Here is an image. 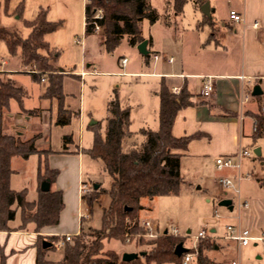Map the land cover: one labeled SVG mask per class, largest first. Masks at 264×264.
<instances>
[{
	"label": "rangeland",
	"instance_id": "rangeland-1",
	"mask_svg": "<svg viewBox=\"0 0 264 264\" xmlns=\"http://www.w3.org/2000/svg\"><path fill=\"white\" fill-rule=\"evenodd\" d=\"M0 1L2 2L0 8L1 24L5 27L18 29L22 37L27 38L30 35L32 25L39 21V14L42 12L45 13L47 22L58 25L56 31L45 36L46 41L48 40L51 43L50 47L41 50L52 67L51 70L41 71L45 74L46 79L52 73L67 74L56 71L54 68L76 73L83 68L84 60L88 64L96 62L90 70L97 69L98 74L87 75L83 79L75 75L64 77L65 107L79 113L72 117L70 124L57 126L53 122L51 128L45 129L43 125L45 121H42L40 115H38L31 121H25L28 124V128L25 130L29 133L41 132L42 138L38 141L39 148L51 149L56 153L55 157H49L48 163L51 169L59 171L53 189H61L66 195L62 230L66 233L74 232V230L80 228L79 209L81 212L87 211L90 214L89 219L85 222V229L100 228L103 210L109 206L110 196L107 194L101 195L92 208L88 207L85 201L81 202L80 207L78 182L81 178L82 184L88 185L90 191L95 184H100L103 188L108 189L111 178L104 171L103 162L93 159L87 153V150L93 146L95 131H99L102 137L106 136L107 119L111 116L108 109L109 102L116 97L122 107L130 109L131 123L129 131L133 133L131 141L135 144L140 145L143 141V135L140 134L142 129L153 131L159 129L160 99L158 93L161 80L145 75L152 72L154 63L148 56L140 55L137 49L129 44L126 35L113 52H108L104 46L95 45L97 36L89 39V43H91L90 50L88 52L83 51V46L76 42L84 40V46H86L87 37L84 33L83 18L84 0H11L9 12L7 13L4 11V0ZM20 1L24 2L25 7L23 17L17 19L18 15H14V9ZM210 1L216 8L213 19L219 24L222 23V20L228 19L231 7H238L239 2V0ZM145 6L151 12V15L144 18L141 23V30L145 40L151 42L148 47L150 53L158 49H169L174 41L172 38L173 32L182 37L185 33H192L193 26L203 21L200 9L194 6L192 0L185 3L180 15L175 13L174 0H145ZM103 12L105 14L104 10ZM203 25L206 27L208 23L203 22ZM104 32L105 28H102L98 33H94L102 35ZM195 33L198 36L202 35L200 31ZM203 43H206V41L204 40ZM240 46L239 44L226 56L232 69H238L242 62ZM31 49L32 45L29 43L20 47L16 56H10L6 47L2 45L0 47V59L2 57L3 60L9 62L8 68L20 69L26 73L19 70V72L7 74L5 70L0 69V80L3 83L11 82V79L17 81L16 85L22 87L25 92V96H23L24 107H41L47 110L44 114V116H47V120H49L48 116L51 114L52 120L56 122L57 101L41 97L46 91L47 81L35 80L27 72L36 64L32 62L30 65H25L22 60V53L26 50L29 52ZM124 58H127L128 64L125 68H122L121 63ZM165 67L167 66L161 63L157 70L162 71ZM131 73L144 74L132 75ZM6 75L11 79L7 78ZM261 107H263L264 112V104ZM20 109L21 104L16 99H11L6 107L0 105V134L11 132L14 122L13 112L20 111ZM24 117L27 118L28 116ZM92 121H97L98 124L92 127L90 125ZM248 132L246 129L243 147L249 150L252 155L242 160V173L248 177L241 182V198L242 201L247 200L250 205L252 201L257 200V207H259L257 209L262 213L264 212V185L260 182L264 180V131L263 135L256 141L252 139L250 133L247 134ZM67 136L70 137L69 142H66ZM257 148L261 149L260 156H257L254 152ZM128 149L129 146L125 143L123 151ZM65 150L71 152L80 150V154L63 153ZM189 162L191 161L183 162L180 194L142 199L143 209L140 211V216L143 219L141 221L150 220L158 224L162 231L171 227H178L181 236H188L185 239V247L188 249L194 245L196 247L198 240L194 238L201 230L210 231L213 225L217 227V235L222 236L223 227L235 223L239 214V194L236 191L239 187L237 170L235 168L215 170L210 167L206 172L201 173L192 167V163ZM39 164L40 159L37 155H33L28 161L16 157L12 163L13 169L17 171V176H15V173L12 176V188L17 191L27 189V198L30 201H32L31 198L37 195ZM221 177L231 179L234 187L226 190L218 182ZM199 186L200 189H198ZM220 190L227 192L225 197L233 201V210L219 205L218 195ZM17 218L21 221L19 213ZM19 221L17 222L19 223ZM28 230L31 231V225L28 226ZM189 230L190 233H188ZM43 237L50 241V236ZM126 243L112 241L107 243V248H113L119 253L134 252V245ZM248 249H250V252L243 250L240 257L238 254L235 255L241 264H264L262 243H259L257 247L251 245ZM27 250L28 248H25L23 253ZM62 253V248H51L46 255V259L53 261L54 264H59ZM235 253L233 248H230L224 251V256L230 258ZM189 264H196V262H190Z\"/></svg>",
	"mask_w": 264,
	"mask_h": 264
},
{
	"label": "trees",
	"instance_id": "trees-1",
	"mask_svg": "<svg viewBox=\"0 0 264 264\" xmlns=\"http://www.w3.org/2000/svg\"><path fill=\"white\" fill-rule=\"evenodd\" d=\"M189 0H174L175 11L180 15L183 6ZM197 7H201L206 0H192ZM11 0H4V11L9 12ZM0 1V8H1ZM99 9L105 11L104 19L100 22L105 32L100 36L102 45L108 52H113L126 35L129 44L136 46L143 41L141 23L151 12L145 6V0H91L85 7L86 21H89ZM24 10L23 2L14 9V15L21 16ZM45 13L39 15V21L31 28L30 35L22 37L18 29L5 27L1 24L0 16V47L4 45L10 56H16L19 48L29 43L31 51L27 52L22 60L25 65L32 62L39 71L52 69L41 50L48 48L45 36L57 30L56 23H48ZM94 34V27L86 24V35ZM39 80L38 74H33ZM65 74L52 73L47 76V88L43 98L57 101V126L70 124L72 117L78 115L65 107V93L63 81ZM159 107V129L157 131L142 129L140 134L146 138L141 149L132 148L123 151V141L133 133L130 127V109L122 107L117 97L109 102L111 116L107 119L106 136L102 137L95 131L93 146L87 153L95 160L103 162L104 171L110 176L111 184L108 189L100 184L92 186L89 193L82 195L83 201L90 208L94 206L101 195L110 196V204L103 210L102 225L100 228L85 229L86 218L81 219V232L75 238L66 242L62 247V259L59 264H184L185 254L178 257L175 249L179 243L185 244L186 236H174L162 232L156 239H146L147 230L141 225L140 211L143 209L141 200L153 199L158 196L179 195L181 192V156L176 150H186L189 143L200 137L191 135L181 138L173 136L172 130L178 113L187 107L193 106L192 95L184 86L178 94L173 93L162 80ZM25 92L14 83L0 80V105L6 107L11 99L22 104ZM263 98V95L259 96ZM264 104V102L262 103ZM263 107L253 117L257 121L254 131L256 141L263 135L264 112ZM98 124V123H97ZM95 126V125H94ZM93 127V126H92ZM40 135L30 140H22L9 134H0V231L9 232L16 229L10 227V222L20 214V226L17 230H25L34 225V231L40 233L45 227L57 226L60 223L61 213L65 204L63 192L54 190L59 171L49 167V157L55 152L51 149L39 150L35 143ZM70 137H66L69 142ZM67 149V148H66ZM86 152L85 150H82ZM63 153L79 154L80 150ZM37 155L39 164L38 197L34 201L28 200V190H14L11 185L15 171L12 166L15 157L28 160ZM52 182L49 192L41 191V183L45 179ZM98 185V188L95 186ZM127 235H131V242L135 253H143L131 261H123V254L115 249L107 248V243L119 241L127 244ZM53 249L62 237L49 238ZM43 236L39 235L36 264H54L47 260L46 255L51 248H43ZM48 241V240H47ZM216 241L210 236L200 239L196 247L189 248L188 253L194 254L198 264H219L211 259L207 252L216 246ZM6 257L0 250V264H6Z\"/></svg>",
	"mask_w": 264,
	"mask_h": 264
},
{
	"label": "crops",
	"instance_id": "crops-1",
	"mask_svg": "<svg viewBox=\"0 0 264 264\" xmlns=\"http://www.w3.org/2000/svg\"><path fill=\"white\" fill-rule=\"evenodd\" d=\"M207 1L209 0H206L205 2ZM22 2L23 1H20V3ZM194 6L197 7L195 4ZM210 6L211 17L204 15L201 11V7H197L200 9L203 15V21L202 23L195 24L193 26L191 30L192 33H185L182 37H179L175 32L172 33V38L174 41L169 49H158L153 53H150L148 47L151 42L148 41L147 50L149 53L147 55H143L138 50V45L140 43L136 46H133L137 49L140 55L148 56L152 61L155 54H160L163 57L162 60L157 63L153 61L154 69L151 73H146L145 75L159 78L161 82L163 80L173 93L175 88L180 92L181 89L186 86L192 95V101L194 105L184 108L178 113L172 130L173 136L177 138L195 134L200 135L199 138L194 139L189 143L186 150L175 151V153L181 156L180 163L182 179V167L184 161H191L189 163H192V167L199 170L201 173L206 172L210 167L218 170L215 163L218 157H235L241 148L245 149L243 147V138L246 135V129L249 131L247 134L250 133L249 135L252 136V139H254L253 124L255 119L253 115L260 111L262 103L264 102V86L261 83V79L264 77V0H239L237 5L238 7H231L228 19L222 20L221 24L217 23L213 19L216 8L211 1ZM83 7L84 33L86 35L85 3H83ZM231 11H236L239 15L244 16L245 22H235L231 20ZM21 17H23V13L21 16H18L17 19H20ZM203 22L208 23V26L205 27ZM254 23H258V28L252 27ZM198 31L202 33L201 36H198L197 33H195ZM95 36L98 38H95ZM86 37V46L83 47V51L88 52L90 50V38H95V45L103 47L99 35L94 33L86 35ZM204 40L206 43H203ZM143 41H145L144 37ZM46 42L48 43L49 48L51 43L48 40ZM239 44L241 45L240 51L242 54V62L238 69H232L230 68V62L227 60L226 56L230 54L233 49L237 48ZM27 50L26 52L23 50L24 53L21 55L22 58L27 53ZM169 58H173L172 63L168 61ZM124 59H122V61ZM83 62V68L76 73L73 71H66L64 69L53 68L56 71L67 73L65 76L75 75L80 79L85 78L87 75L95 73L98 74L97 69H94L93 71L90 70V68L95 65L96 62H91L89 64L85 62V60ZM8 63L9 62H7V60H3L1 57L0 69L3 71L5 70V73L7 74L19 72L20 69L17 70L8 68ZM161 63L167 67L163 68L162 71H159L157 69H159ZM121 66L122 68L126 67L123 66L122 63ZM20 72L26 73L23 70H20ZM82 73L86 74L82 75ZM126 74L129 75L130 73ZM131 74L142 75L144 73ZM207 76L213 77L214 91L210 97L205 98L202 95V92L205 81L204 79ZM7 78L11 79L8 76ZM40 79L42 81L41 76ZM11 81L15 83L16 87H20L16 85L17 81L12 79ZM46 81L47 79L45 76V82ZM256 85L261 87L263 91V98H259V96H253V88ZM44 93L41 96L42 98ZM45 111L47 110L41 107H24L22 99L20 111L17 110L13 112L14 114L12 116L14 117V122L11 127V132H3L1 134L14 135L21 138L22 140H30L33 137L40 135L36 140L35 145L39 150H46L40 149L38 146V141L42 138L41 132L29 133L27 130H25L28 128V124H26L25 121H31L38 115H40L42 121H45L43 124L45 129L51 128V125L53 122L55 124V121L52 120L51 114L48 116L49 120H47V116H44L46 113ZM24 116L28 117L25 118ZM56 119L57 114L55 120ZM131 138H133V136L130 138H125L123 141V146L125 143L129 146V149L125 152L131 150L134 146L135 148L140 149L143 143L146 141V138L143 136V141L140 145H137L131 141ZM55 156L56 153L50 155V158ZM32 157L33 155L28 160H30ZM14 159H16V157ZM235 170L237 169L235 168ZM14 171L15 176H17V171ZM237 172L239 174L238 170ZM240 172L243 175L242 166ZM244 177L246 179L248 176L246 175ZM242 181H238V188H240ZM82 183L83 182L80 178L78 182L80 207L81 202H83V199L81 200ZM260 184L264 185V180H262ZM198 189H200V186ZM57 190L62 191L61 189ZM36 194L37 195L35 197L31 198L32 201L36 200L38 197L37 189ZM226 195L227 192L220 190L218 201L220 202L223 199H227L225 197ZM239 199L242 201L241 192ZM63 201L65 204L66 195H64V193ZM257 208H259L257 207V200L252 201L249 208L239 209L238 206L239 214L235 223L227 224L225 227H223L224 232L222 236L217 235L218 230L215 225L211 227L209 231L211 233L210 237L215 240L217 244L213 250L207 252V255L211 259L219 264H231L233 258L237 257L235 256L236 254L241 256L243 250L250 252V249H248L249 246L252 245L253 247H257L259 245V242L253 241L248 246L239 249L236 242L227 241L223 238L228 225H240L244 228H247L250 230L253 236H258L260 233H264V212L260 213L259 209ZM79 211L80 228H77L74 230V232L66 233L62 230L64 222L63 211L61 213L60 223L57 226L45 227L40 233L34 231L35 227L33 224H31V231H29L28 228L25 230H17V227L20 226L21 222L16 216V219L10 222V227L16 230L9 232L0 231V250L6 257V264H36L38 253L37 242L39 235L45 237L58 236L62 238L66 235H78L81 232L82 216L87 215V218L85 217L86 220H88L90 217L89 212H81L80 209ZM140 219L143 220L141 216ZM17 221H19V223ZM188 233H190V230ZM25 248H28V250L23 253ZM230 248H233L236 253L231 255L230 258H225L226 256H224V251L229 250ZM258 257L261 258L260 256ZM191 262H196V264H198L195 258H193Z\"/></svg>",
	"mask_w": 264,
	"mask_h": 264
},
{
	"label": "built area",
	"instance_id": "built-area-1",
	"mask_svg": "<svg viewBox=\"0 0 264 264\" xmlns=\"http://www.w3.org/2000/svg\"><path fill=\"white\" fill-rule=\"evenodd\" d=\"M91 0H84L85 3V7L86 5L90 4ZM230 18L231 20L235 21V22H245V18L244 16L239 15L236 11H231L230 13ZM104 19V12L102 9H99L95 12V14L93 15V17L89 20L86 21V24L88 23L89 25H92L94 27V32H99L102 29V26L100 24V22ZM253 28H258V23H254ZM85 41L82 40H78L77 43L81 44L83 47L85 45L84 43ZM162 55L160 54H155L153 56V61L154 62H159L160 60H162ZM168 61L170 63L173 62V58H169ZM123 66H126L127 64V59H124L122 61ZM27 73H33V74H38V75H42V81H45V74H43L41 71H39L38 69H36V66H34L31 70H29ZM83 75H85L86 73H82ZM204 86H203V92L202 95L205 98L210 97V95L212 94V92L214 91V83H213V77L211 76H207L204 79ZM261 83L264 86V77L261 79ZM174 93L178 94L179 90L178 89H174ZM254 127L253 130L255 131L257 129V121L254 120ZM251 152L249 150L243 149L241 148L237 154L235 155V157L233 156H227V157H218L215 161L216 163V167L218 170H224V169H232V168H236L239 171L238 174V181H242L243 179H245V177L241 174L240 170H241V166H242V160L248 157H251ZM220 184L226 189H230L231 187H234V183L231 179L227 178V177H221L219 179ZM88 191H90V188L88 185L86 184H82L81 185V192L82 195L86 194ZM237 193L240 196V188H237ZM239 209L242 208H249L250 207V203L248 201L242 202L239 199ZM87 218V215H83L82 218ZM141 225L147 230V233L144 235L145 238L147 239H156L162 232L167 231L168 233L174 235V236H179L180 235V230L178 227H171L170 229H166L164 231L160 230L158 224L150 221V220H145L141 222ZM211 233L207 230H202L199 232V234L194 238L196 240H200V239H204L207 238L208 236H210ZM76 236V235H75ZM74 235H66L65 237H63V239H61L58 243L57 246L58 248H62L64 247L66 242H70L73 240ZM127 242L130 243L131 242V235H127ZM188 237V236H186ZM223 238L227 241H234L237 243V246L239 249H241L242 247L248 246L249 244H251L253 241L262 243L263 245V249H264V233L258 235V236H253L250 232L249 229L244 228L240 225H228L226 227V231L224 233ZM195 246V245H194ZM193 246V247H194ZM240 257V256H239ZM194 258V254L192 253H186L185 254V260H184V264H189L191 262V260ZM231 264H241L240 260L238 259V257L233 258Z\"/></svg>",
	"mask_w": 264,
	"mask_h": 264
},
{
	"label": "water",
	"instance_id": "water-1",
	"mask_svg": "<svg viewBox=\"0 0 264 264\" xmlns=\"http://www.w3.org/2000/svg\"><path fill=\"white\" fill-rule=\"evenodd\" d=\"M201 11L203 12L204 15L208 16V17H211V6H210V2L207 1L205 2L202 6H201ZM147 45H148V41L145 40L143 42H141L139 45H138V50L141 54L143 55H147L149 52L147 50ZM263 94V91L261 89V87L259 85H256L254 88H253V96H261ZM97 124V121H92L91 122V126H94ZM255 154L257 156H260L261 155V150L258 148V149H255ZM51 186H52V182L51 180L48 178V179H45L42 181L41 183V191L43 192H49L51 190ZM96 188H98V185L95 186ZM219 205L220 206H223V207H228L229 209H233V201L230 200V199H223L219 202ZM165 233H168L167 231H165ZM52 247V243L47 241V240H44L43 241V248L44 249H48V248H51ZM189 251L188 248L185 247V244L184 243H179L175 249V254L178 256V257H181L183 254H186L187 252ZM143 253H135V252H126L123 254V261H131L133 259H136L138 258L140 255H142Z\"/></svg>",
	"mask_w": 264,
	"mask_h": 264
}]
</instances>
